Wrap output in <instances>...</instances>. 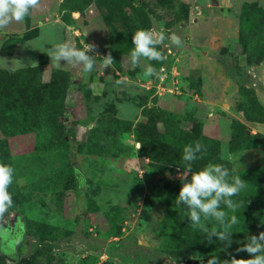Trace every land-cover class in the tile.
<instances>
[{"label": "rangeland", "instance_id": "rangeland-1", "mask_svg": "<svg viewBox=\"0 0 264 264\" xmlns=\"http://www.w3.org/2000/svg\"><path fill=\"white\" fill-rule=\"evenodd\" d=\"M141 28L179 35L182 47L166 41L165 61L133 66ZM64 41L96 46L91 73L50 61L48 48ZM227 50L248 64L239 85L215 60ZM147 64L158 79L143 76ZM0 96L29 128L0 131V163L14 168L0 264H206L216 255L248 258L236 249L264 231V0H41L0 30ZM195 141L207 151L193 171L219 159L248 184L233 197L240 223L226 251L175 204L191 176L183 147Z\"/></svg>", "mask_w": 264, "mask_h": 264}, {"label": "clouds", "instance_id": "clouds-1", "mask_svg": "<svg viewBox=\"0 0 264 264\" xmlns=\"http://www.w3.org/2000/svg\"><path fill=\"white\" fill-rule=\"evenodd\" d=\"M40 4L41 0H0V30L8 29L14 22H23ZM166 41L177 47H182L183 43L181 37L176 34L166 36L163 31L143 28L136 30L132 35L134 47L130 52V63L140 66L142 59L165 61L167 57L159 48L168 47ZM95 48L94 44L78 48L72 42L64 41L48 48L46 53L50 61L55 62L56 67L70 65L79 67L84 74H88L96 64V55L90 54L95 53ZM103 58L104 67L112 65L113 58L110 53ZM62 60L66 62L63 65ZM143 76L158 79L160 71L147 64L144 66ZM206 151L207 148L201 141L183 147L181 160L191 176L186 177V182L182 183L175 204L187 209L186 216L191 225L202 232L209 243H213L215 237V240L223 245L221 250L226 251L233 242V228L240 223L235 213L242 207V203L233 197L246 190L248 184L241 175H231L228 167L222 163L209 162L193 171L194 162L203 159ZM13 178L14 168L9 164L0 163V217L13 206L12 193L9 191ZM236 251L247 253L248 258L233 256L228 260L216 255L209 258L206 264H264V231L247 236L246 242Z\"/></svg>", "mask_w": 264, "mask_h": 264}, {"label": "trees", "instance_id": "trees-1", "mask_svg": "<svg viewBox=\"0 0 264 264\" xmlns=\"http://www.w3.org/2000/svg\"><path fill=\"white\" fill-rule=\"evenodd\" d=\"M247 8L248 7L244 5L242 6V9H241L242 13L240 14L239 23H238V29H239L240 34L244 33L246 29ZM122 42L127 44L128 40L126 38H123ZM235 45L237 47V50L239 49V52L244 47V43L240 38L235 41ZM235 53L237 54V52ZM236 54L232 55L230 54V51L227 50L226 52H218L214 57H215V60L220 64V67L224 75L229 77L232 82L239 85L242 83L244 71H245V68L248 66V64H244V65L236 64L235 61L233 60V57ZM226 59H231L230 63H226ZM53 73L54 74L59 73L58 75H65L66 72L54 70ZM7 104H8V99L6 98V96H0V131L6 136H9V135H12L18 132L27 131L29 128H27L26 124L21 119L19 118L11 119L9 117L10 116L9 109L6 107ZM58 129H59V124H55L53 127L55 134L58 132ZM201 136L204 137V139L206 140L214 141L213 139L206 137L202 134ZM137 141L141 145V141L140 140H137ZM5 154H6V145L4 143H0V162H2ZM217 162H219V159L213 160L212 163H217Z\"/></svg>", "mask_w": 264, "mask_h": 264}, {"label": "water", "instance_id": "water-1", "mask_svg": "<svg viewBox=\"0 0 264 264\" xmlns=\"http://www.w3.org/2000/svg\"><path fill=\"white\" fill-rule=\"evenodd\" d=\"M211 4H216V0H210ZM80 183V182H79ZM81 185V184H80ZM79 185V190H82L83 189V186H80Z\"/></svg>", "mask_w": 264, "mask_h": 264}]
</instances>
